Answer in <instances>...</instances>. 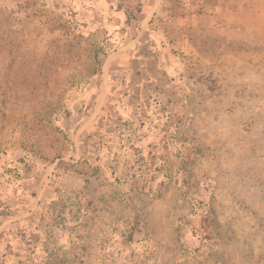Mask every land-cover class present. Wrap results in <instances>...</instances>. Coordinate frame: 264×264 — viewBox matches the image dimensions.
Wrapping results in <instances>:
<instances>
[{
	"label": "rangeland",
	"instance_id": "374dc122",
	"mask_svg": "<svg viewBox=\"0 0 264 264\" xmlns=\"http://www.w3.org/2000/svg\"><path fill=\"white\" fill-rule=\"evenodd\" d=\"M0 264H264V0H0Z\"/></svg>",
	"mask_w": 264,
	"mask_h": 264
}]
</instances>
